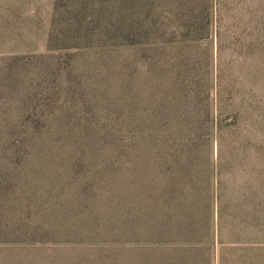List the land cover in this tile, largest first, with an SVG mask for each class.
I'll use <instances>...</instances> for the list:
<instances>
[{
  "label": "rangeland",
  "instance_id": "rangeland-1",
  "mask_svg": "<svg viewBox=\"0 0 264 264\" xmlns=\"http://www.w3.org/2000/svg\"><path fill=\"white\" fill-rule=\"evenodd\" d=\"M152 3L0 0V264H264V146L249 116L237 140L221 134L219 217L202 179L182 193L138 153L132 131L155 99L156 51L140 47ZM244 10L232 36L220 28L219 67L264 87V6Z\"/></svg>",
  "mask_w": 264,
  "mask_h": 264
},
{
  "label": "trees",
  "instance_id": "trees-1",
  "mask_svg": "<svg viewBox=\"0 0 264 264\" xmlns=\"http://www.w3.org/2000/svg\"><path fill=\"white\" fill-rule=\"evenodd\" d=\"M255 3L264 6V0H185L175 9L168 0H153L143 9L140 47L156 51L145 87L155 99L132 131L135 144L155 168L153 176L179 179L182 193L202 179L211 219L213 211L216 217L221 211V134L237 140L241 121L249 116L264 146V124L258 120L264 121V87L251 82V73L244 84L242 73L223 71L218 62L220 28L227 25L232 36L246 17V5Z\"/></svg>",
  "mask_w": 264,
  "mask_h": 264
}]
</instances>
